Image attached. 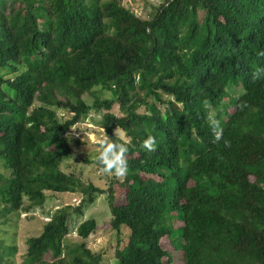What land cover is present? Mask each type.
<instances>
[{
	"label": "trees",
	"instance_id": "obj_1",
	"mask_svg": "<svg viewBox=\"0 0 264 264\" xmlns=\"http://www.w3.org/2000/svg\"><path fill=\"white\" fill-rule=\"evenodd\" d=\"M125 1L0 0V222L46 191L82 194L20 263L0 239V264H102L87 243L95 218L78 226L83 241L67 238L72 215L106 192L119 264H264V0H144V14ZM91 111L109 142L117 127L129 138L117 141L127 175L108 191L60 166Z\"/></svg>",
	"mask_w": 264,
	"mask_h": 264
},
{
	"label": "rangeland",
	"instance_id": "obj_2",
	"mask_svg": "<svg viewBox=\"0 0 264 264\" xmlns=\"http://www.w3.org/2000/svg\"><path fill=\"white\" fill-rule=\"evenodd\" d=\"M159 3L161 0H148ZM124 4L126 7L132 8L138 14H144V0H128ZM238 91L241 89L239 87ZM90 101V97H87ZM118 111L117 107H115ZM140 111H145V106L140 108ZM63 117V114L60 113ZM102 113L100 111H91L87 116L73 127L68 133L75 137L77 142H72L73 155L68 159H64L61 163V169L65 172L76 173L83 182L93 183L101 189L109 190L110 179L115 177L114 174H105L94 163L96 154L100 150V141L105 139L104 129L101 125ZM122 138L129 139L125 132ZM88 159V160H87ZM87 160V161H86ZM1 171H4L0 167ZM7 172V171H5ZM47 199L44 204L33 208L31 211L25 210L13 213L10 220L6 223L0 222V239L5 240L7 244H14L17 246V253L14 260L17 263L22 261V257L27 249V239L31 236L38 235L43 229L44 223L49 220L52 214L60 207L71 204L77 206L80 203L82 194L80 192H52L46 191ZM95 200L92 203H85L83 214H74L71 217L69 227L70 233L67 240L71 243L81 242L83 239L78 235V226L88 218H95L99 229L88 240V247L95 252L103 253L102 264H119L114 257V250L117 244L118 236L116 231L110 229V219L112 217L108 193L94 194ZM27 203V200L25 201ZM129 230L124 228L122 238L127 239ZM162 245L165 248L172 249V245L167 238L162 239ZM175 264H183L177 261Z\"/></svg>",
	"mask_w": 264,
	"mask_h": 264
},
{
	"label": "clouds",
	"instance_id": "obj_3",
	"mask_svg": "<svg viewBox=\"0 0 264 264\" xmlns=\"http://www.w3.org/2000/svg\"><path fill=\"white\" fill-rule=\"evenodd\" d=\"M264 55V53H262ZM264 71V70H261ZM261 77L260 72H256L253 74L254 79H258ZM205 108H210V106L206 103ZM209 126L212 129L214 142L219 143L223 138V128L221 127V123L219 120L215 118L211 111L208 112ZM73 131L76 129L72 127ZM123 136L121 130L117 127L115 129V139L112 142H109L107 139L101 140L100 147L101 151L97 156V164L100 166V170L105 174H114L116 178L123 179L128 172V147L125 143L117 142ZM224 144L226 147H230V142L225 140ZM142 148L147 151H155L156 150V141L155 137L149 136L142 145Z\"/></svg>",
	"mask_w": 264,
	"mask_h": 264
}]
</instances>
